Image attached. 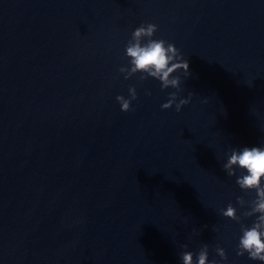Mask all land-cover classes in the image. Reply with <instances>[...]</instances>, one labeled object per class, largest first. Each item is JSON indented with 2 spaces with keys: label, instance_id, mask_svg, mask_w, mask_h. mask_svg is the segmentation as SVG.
Here are the masks:
<instances>
[{
  "label": "water",
  "instance_id": "1",
  "mask_svg": "<svg viewBox=\"0 0 264 264\" xmlns=\"http://www.w3.org/2000/svg\"><path fill=\"white\" fill-rule=\"evenodd\" d=\"M148 22L189 62L179 112L118 71ZM261 144L264 0H0V264H181L205 243L258 264L219 210L255 195L225 154Z\"/></svg>",
  "mask_w": 264,
  "mask_h": 264
},
{
  "label": "clouds",
  "instance_id": "2",
  "mask_svg": "<svg viewBox=\"0 0 264 264\" xmlns=\"http://www.w3.org/2000/svg\"><path fill=\"white\" fill-rule=\"evenodd\" d=\"M158 30L155 23H141L132 30L124 49L127 63L118 71L127 80L139 74V80L148 78L159 81L161 90L175 89L168 93V99L161 104L162 109L175 106L177 112L190 102L193 93L180 96L182 81L190 75L189 62L173 42L163 38H154ZM147 95L151 92L146 90ZM138 99L135 85L128 87V96L118 94L116 100L121 111L127 112L132 101ZM222 169L229 177H235V183L244 192H254V198L246 201L238 196L237 203L244 211L238 214L237 207L228 203L221 208L220 214L240 222V234L235 245L237 256L247 254L249 260L264 264V144L254 146L231 147L225 154ZM242 217H254L250 224L241 222ZM185 250L180 253L181 264H228V256L223 247L217 245L215 253L220 259H209L207 243L198 252Z\"/></svg>",
  "mask_w": 264,
  "mask_h": 264
}]
</instances>
